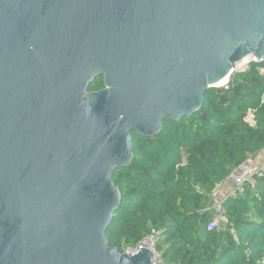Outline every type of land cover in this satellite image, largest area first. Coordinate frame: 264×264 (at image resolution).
I'll return each mask as SVG.
<instances>
[{
  "label": "water",
  "instance_id": "95a60500",
  "mask_svg": "<svg viewBox=\"0 0 264 264\" xmlns=\"http://www.w3.org/2000/svg\"><path fill=\"white\" fill-rule=\"evenodd\" d=\"M250 55L264 0H0V264H150L105 233L131 130L193 114Z\"/></svg>",
  "mask_w": 264,
  "mask_h": 264
},
{
  "label": "trees",
  "instance_id": "16d2710c",
  "mask_svg": "<svg viewBox=\"0 0 264 264\" xmlns=\"http://www.w3.org/2000/svg\"><path fill=\"white\" fill-rule=\"evenodd\" d=\"M226 86L207 88L193 114L164 118L159 133L131 130L132 159L112 174L120 203L105 231L110 246L122 252L156 229L168 264L264 263L262 178L223 202L222 232L207 229L214 186L264 149V62L233 71ZM102 88L100 74L88 91Z\"/></svg>",
  "mask_w": 264,
  "mask_h": 264
},
{
  "label": "built area",
  "instance_id": "2783aa9c",
  "mask_svg": "<svg viewBox=\"0 0 264 264\" xmlns=\"http://www.w3.org/2000/svg\"><path fill=\"white\" fill-rule=\"evenodd\" d=\"M248 61L244 69H246L251 62H258L253 55L248 56ZM227 81L222 84L226 86ZM252 113H249L247 120L252 122ZM250 159V157H249ZM262 178L264 180V153L261 156L260 164H255L251 160L247 164L239 165L233 170L229 176L217 183L210 193L208 204L204 208V211L210 212L211 216L207 223V229L215 230L216 232H222L228 223L226 213L223 208V202L228 197H237L243 194L246 189L254 190L257 185V180ZM230 185L226 194L222 195L221 190L223 186ZM234 236L235 232L232 230ZM159 231L152 229L143 238L137 241L133 245L126 246L120 253L129 254L130 251H137L142 248H146L150 253V264H168L163 258V248L158 247ZM257 264H264L263 261H259Z\"/></svg>",
  "mask_w": 264,
  "mask_h": 264
},
{
  "label": "crops",
  "instance_id": "0c3cea01",
  "mask_svg": "<svg viewBox=\"0 0 264 264\" xmlns=\"http://www.w3.org/2000/svg\"><path fill=\"white\" fill-rule=\"evenodd\" d=\"M264 153V149L262 151H260L259 153L255 154L254 156H251L250 159L248 158L245 162V164L249 163L251 160L253 161V163L255 164H260L261 162V156L262 154ZM229 186L230 185H225L223 187H226V189L228 188L229 189Z\"/></svg>",
  "mask_w": 264,
  "mask_h": 264
},
{
  "label": "rangeland",
  "instance_id": "374dc122",
  "mask_svg": "<svg viewBox=\"0 0 264 264\" xmlns=\"http://www.w3.org/2000/svg\"><path fill=\"white\" fill-rule=\"evenodd\" d=\"M246 61H247L246 58L243 59V60H241L240 62H238V63L236 64V67H235V68H237V69H239V68H244V67L246 66V64H245ZM217 86H220V85H217ZM227 191H228V188L226 189V187H223L222 190H221V194L224 195V194L227 193Z\"/></svg>",
  "mask_w": 264,
  "mask_h": 264
},
{
  "label": "bare ground",
  "instance_id": "6f19581e",
  "mask_svg": "<svg viewBox=\"0 0 264 264\" xmlns=\"http://www.w3.org/2000/svg\"><path fill=\"white\" fill-rule=\"evenodd\" d=\"M248 58H249V57H246L247 61H248ZM244 59H245V58H244ZM242 60H243V59H242ZM240 61H241V60H240ZM240 61H239V62H240ZM247 61H246V63H247ZM237 63H238V62H237ZM237 63H236V64H237ZM246 63H245V64H246ZM235 67H236V65H235ZM236 69H237V68H235V70H236ZM227 80H228V77L226 76L225 78H223L222 80H220V81H219L218 83H216V84H217V85H222V84H224Z\"/></svg>",
  "mask_w": 264,
  "mask_h": 264
}]
</instances>
